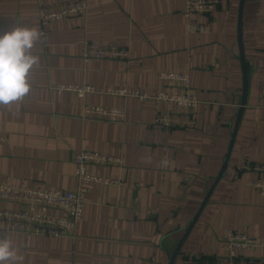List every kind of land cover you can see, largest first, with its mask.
Segmentation results:
<instances>
[{
  "label": "crops",
  "instance_id": "crops-1",
  "mask_svg": "<svg viewBox=\"0 0 264 264\" xmlns=\"http://www.w3.org/2000/svg\"><path fill=\"white\" fill-rule=\"evenodd\" d=\"M87 5L77 19L42 28L39 6ZM239 0H218L203 33L188 34L185 0H0V32L19 25L44 30L32 54L30 91L0 105V180L19 186L74 191L73 157L89 150L119 164H89L117 186L94 185L72 237L6 233L18 260L9 264H168L206 191L218 174L236 121L242 71L237 44ZM241 39L248 93L227 168L174 264H214L221 241L240 232L264 243V197L250 187L264 164V0H245ZM83 43L128 50L125 61L82 59ZM161 72H182L198 104L189 113L151 100L115 94L176 93ZM89 86L78 97L53 87ZM84 107L118 109L119 120L85 116ZM171 112L170 127L154 120ZM17 205L0 201V209ZM264 261V247L250 254Z\"/></svg>",
  "mask_w": 264,
  "mask_h": 264
},
{
  "label": "built area",
  "instance_id": "built-area-1",
  "mask_svg": "<svg viewBox=\"0 0 264 264\" xmlns=\"http://www.w3.org/2000/svg\"><path fill=\"white\" fill-rule=\"evenodd\" d=\"M218 0H185L182 15L186 20L188 34L203 33L208 29L206 24H198L194 18L200 15L211 14ZM87 5L82 1H69L67 3L42 7L39 6L38 15L33 17L42 28L54 22L68 21L82 17ZM44 36V30L39 31ZM129 58L128 50L121 47H110L102 44L83 43L82 59L89 60H115L125 61ZM161 83L175 86L176 93L146 94L125 90L110 91L112 95L119 94L135 97L139 100H151L155 104L176 108L182 113L192 112L198 101L195 93L190 89L187 76L182 72H161L158 74ZM56 93L72 92L78 97L92 93L89 86H63L52 88ZM85 116L99 119L119 120L122 112L118 109H103L97 107H84ZM169 110L159 113L154 124L156 126L170 127L173 124ZM74 164V191H52L44 187H31L26 185H13L0 180V201L17 205L15 209H0V224L6 233H18L33 237L65 238L72 237L78 223L82 219L86 198L90 188L94 185L117 186L118 181L109 176L98 177L91 175L87 166L89 164L110 166L119 164L120 159L97 152L83 150L76 154L72 160ZM257 176L249 181L258 195L264 197V164L246 167ZM224 256L214 264H264L250 256L257 249L264 247V243L249 238L244 233L230 232L221 241Z\"/></svg>",
  "mask_w": 264,
  "mask_h": 264
},
{
  "label": "clouds",
  "instance_id": "clouds-1",
  "mask_svg": "<svg viewBox=\"0 0 264 264\" xmlns=\"http://www.w3.org/2000/svg\"><path fill=\"white\" fill-rule=\"evenodd\" d=\"M40 34L35 28L16 25L0 32V105L21 99L30 91L28 75L38 63L32 54ZM7 238H0V264L18 260Z\"/></svg>",
  "mask_w": 264,
  "mask_h": 264
},
{
  "label": "water",
  "instance_id": "water-1",
  "mask_svg": "<svg viewBox=\"0 0 264 264\" xmlns=\"http://www.w3.org/2000/svg\"><path fill=\"white\" fill-rule=\"evenodd\" d=\"M245 0H239L238 3V11H237V44H238V50H239V60L241 64V71H242V93H241V99H240V104L238 108V112L236 115V121L233 125L230 139L227 145V149L224 155V158L222 160L221 168L218 172V174L215 176L213 182L209 186L208 190L206 191L201 203L199 204L197 210L195 211L194 215L190 219L187 227L185 228L180 240L176 244L174 250L172 251L168 264H174L177 256L180 253V250L187 239L188 235L190 234L191 230L193 229L195 223L197 222L198 218L200 217L203 209L205 208L209 198L211 197L215 187L217 186L218 182L222 179L225 170L227 168L229 156L233 147V142L235 140L237 128L239 126V122L241 119V114L244 110L245 107V102H246V97L248 93V85H247V72H246V63H245V58H244V53H243V46H242V39H241V20H242V10H243V5H244Z\"/></svg>",
  "mask_w": 264,
  "mask_h": 264
}]
</instances>
